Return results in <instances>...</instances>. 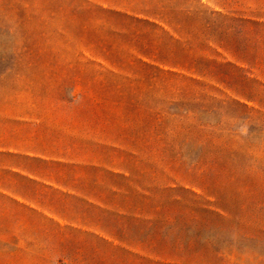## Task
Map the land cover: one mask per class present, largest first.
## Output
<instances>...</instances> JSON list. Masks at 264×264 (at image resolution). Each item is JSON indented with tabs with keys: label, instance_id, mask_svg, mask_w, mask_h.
Listing matches in <instances>:
<instances>
[{
	"label": "rangeland",
	"instance_id": "obj_1",
	"mask_svg": "<svg viewBox=\"0 0 264 264\" xmlns=\"http://www.w3.org/2000/svg\"><path fill=\"white\" fill-rule=\"evenodd\" d=\"M98 1L0 0V148L34 145L38 133L59 135L55 146H86L87 160L102 164V169L114 162L123 164L113 171L129 172L125 176L132 181L121 182L119 204L124 217L138 212L139 200L131 193L178 198V205L166 204L159 215L165 220L177 218L178 233L168 221L158 230L163 235L158 241L151 238L155 229L145 217L136 225L117 219L122 239L144 241L145 252L155 250L161 240L162 245L171 244L177 234V241L197 238L195 249L204 254L203 264H235L216 250L238 256L239 264H264V235L245 238L238 228L205 223L197 212L205 201L214 203L201 188L207 189L250 222L252 233L264 230V37L258 36V63L250 71L257 83L245 110L231 103L236 98L221 85L209 84L221 92L216 93L208 87L155 78L134 62L133 51H121L126 62L121 66L104 62L107 55L93 52L89 43L95 34H105V28L100 16L85 7V2ZM201 3L264 22V0ZM229 85L240 87L234 79ZM161 109L179 116L162 115L167 125L156 129L151 119ZM198 113L206 114L214 126L197 127L193 115ZM13 164L0 157V264L133 263L93 237L47 230L50 224L14 207L3 195L5 190L17 192L26 185L9 172ZM218 165L225 167L223 175L206 173ZM100 182L93 191L98 195L104 190ZM85 214L76 226L91 229L80 231L106 240L102 231L111 218L105 209L102 214L87 210ZM208 236L215 239L207 241ZM82 239L90 245L83 250L78 246ZM136 253L154 260L147 253Z\"/></svg>",
	"mask_w": 264,
	"mask_h": 264
},
{
	"label": "trees",
	"instance_id": "obj_2",
	"mask_svg": "<svg viewBox=\"0 0 264 264\" xmlns=\"http://www.w3.org/2000/svg\"><path fill=\"white\" fill-rule=\"evenodd\" d=\"M98 2L101 4L85 2V7L88 12L100 16L101 27L105 28V34L96 35L94 33L96 36L94 35V39L89 43L93 52L101 56L107 55L104 57V62L109 65L121 66L125 62L121 57L123 54L121 51H133L137 56L134 62L144 70H150L155 78L167 81L178 80L196 87H208L216 93L221 92L214 86L209 87V84L221 85L236 98L231 101L232 104L245 110L248 109L245 102L252 101L253 86L257 83L254 78H251L250 71L256 70L258 62L255 59V54L260 45L258 36L261 34L264 37V22H259L240 13L215 11L202 4L201 0H142L140 3L129 2V0H99ZM116 54H120L119 57L115 58ZM263 63L264 61H262ZM233 79L240 86L238 90L229 85ZM164 114L171 117L179 116L172 110H158L153 113L151 119L156 129L167 125L166 119L162 117ZM205 115L194 114L193 120L197 122L199 128H212L214 125L205 118ZM106 150L123 154L115 149ZM0 157L5 156L0 154ZM6 157L16 161V164L8 167L12 175H20L13 171L35 175L48 168L56 169L55 171L61 172L63 180H65L62 182L70 184L66 187H70L74 191L93 192L97 183L102 181L100 183L104 185L103 204L108 208L107 215L111 218L110 224H107L102 231L106 240L81 231L52 230L53 232H57L59 235L68 232L78 235V237H93L112 252L119 253L131 260L133 262L131 264L136 261L141 264H203L200 260L204 254L195 249L197 238L187 242L177 241V234H174L175 240L171 244L162 245L161 240L155 250L147 252L143 249L144 241L134 242L131 240L130 242L122 239L116 228L117 219L121 218L136 225L140 223L141 216L145 217L144 220H148L146 224L155 229L151 238L156 241L163 237L158 234V230L169 222L174 225L170 226L173 231L178 233L179 230L176 226L177 218L165 220L159 216L166 204L172 206L179 204L176 197L157 199L155 196L145 197L131 193L134 199L139 200L136 204V207H139L138 212H128L127 217L121 214L123 212L119 204L121 182L132 183L131 179L125 176L129 172L120 174L118 171H113L114 168H120L123 164L114 162L112 165L108 164L109 167L102 169L94 166H66L15 155ZM224 171L225 167L218 165L209 168L206 173L223 175ZM228 176L234 177L235 174ZM52 180L54 184L64 186V183L61 184L62 179L53 178ZM201 189L208 193L207 197L214 200V203L205 201L204 207L197 209V212L204 216L205 223H214L224 228L228 226L238 228L244 232L245 238H254L252 234L264 235V230L260 229H253L252 233L250 222L234 214L227 201L210 194L207 189ZM146 206L151 207L154 212L151 209L145 212L144 207ZM107 239L117 241L118 245H113V242H109ZM212 239H215L214 236L206 238L207 241ZM78 246L83 250L90 245L82 239ZM136 252L147 253L154 260L141 257ZM215 252L222 257L233 259L235 264H239V257L231 252L221 253L220 250ZM208 264L215 263L209 262Z\"/></svg>",
	"mask_w": 264,
	"mask_h": 264
},
{
	"label": "crops",
	"instance_id": "obj_3",
	"mask_svg": "<svg viewBox=\"0 0 264 264\" xmlns=\"http://www.w3.org/2000/svg\"><path fill=\"white\" fill-rule=\"evenodd\" d=\"M58 137L59 135L54 138L50 135L47 137L38 133L34 145L3 147L0 148V154H3L5 159H9L14 164H16V161L6 156L15 155L66 166L102 168V164L87 160L86 146H55L54 139L55 141L59 140ZM64 140H68V137L65 136ZM55 170L48 168L46 171L35 175L17 171L20 175L15 177L20 179L24 186L26 185L25 189L17 192L5 190L3 195L14 207L20 208L24 213L50 224L51 227L47 230H90L91 228L88 226H76L83 220L78 217L86 215V210L90 213L102 214L103 209H105L107 214L108 208L103 204V193L98 195L95 192L84 190L81 192L74 191L70 187H66L70 184L67 185L62 182L65 180H63L61 172L58 173ZM53 178L62 179L61 184L64 183V186L54 184ZM100 239H103V236Z\"/></svg>",
	"mask_w": 264,
	"mask_h": 264
}]
</instances>
